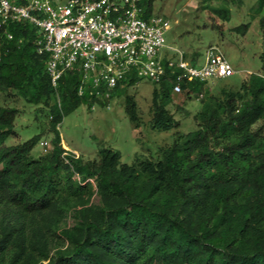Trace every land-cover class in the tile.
<instances>
[{"label": "trees", "instance_id": "obj_1", "mask_svg": "<svg viewBox=\"0 0 264 264\" xmlns=\"http://www.w3.org/2000/svg\"><path fill=\"white\" fill-rule=\"evenodd\" d=\"M152 2L140 0L147 17ZM253 9L264 30V0ZM214 10L230 18L223 6ZM10 30L8 39L0 29V93L45 104L53 136L38 157L31 151L40 134L5 144L18 110L0 103V264H264V51L261 71L238 90L215 94L204 82L165 76L153 92L152 127L179 125L167 108L174 92L182 103L202 96L198 127L178 132L157 159L128 164L111 147L84 160L63 146V117L108 100L90 87L79 94L77 67L55 89L37 28L17 21ZM127 102L138 120L133 98Z\"/></svg>", "mask_w": 264, "mask_h": 264}, {"label": "rangeland", "instance_id": "obj_2", "mask_svg": "<svg viewBox=\"0 0 264 264\" xmlns=\"http://www.w3.org/2000/svg\"><path fill=\"white\" fill-rule=\"evenodd\" d=\"M54 1L66 3L68 0ZM256 1L242 0L239 4L231 0H153L152 15L163 17L169 24L164 33L166 45L183 50L187 59L196 64L204 62L209 45L221 48L234 73L205 82L204 87L218 94L224 87L238 90L249 73L261 71L264 30L260 14L254 13ZM219 6L229 10V19L222 18L214 10ZM246 24L248 27L242 33ZM168 47L163 48L161 55L176 58L178 53ZM159 87V83L149 78H138L134 84H122L114 90L106 103H95L93 107L80 105L58 123L62 144L84 160L97 158L101 147L119 151L121 163L131 164L138 156L157 159L160 149L171 145L178 132L197 129L194 115L201 107L202 98L199 94H192L182 103V94L174 92L167 108L179 125L166 130L157 129L152 127L151 106L153 92ZM128 97L133 98L138 120L131 118ZM0 103L18 110L14 131L5 144L22 142L40 134L31 154L38 157L51 149L53 133L45 104L27 102L11 92L0 93Z\"/></svg>", "mask_w": 264, "mask_h": 264}, {"label": "built area", "instance_id": "obj_3", "mask_svg": "<svg viewBox=\"0 0 264 264\" xmlns=\"http://www.w3.org/2000/svg\"><path fill=\"white\" fill-rule=\"evenodd\" d=\"M17 21L37 28V49L47 54L45 68L55 89L75 67L81 73L79 94L90 87L106 100L129 75L160 83L173 74L175 81L205 83L234 73L218 45H209L201 64L188 60L183 50L168 47L167 20L145 16L140 0H0V29L6 38L13 37L10 25ZM166 47L177 57L161 55Z\"/></svg>", "mask_w": 264, "mask_h": 264}, {"label": "crops", "instance_id": "obj_4", "mask_svg": "<svg viewBox=\"0 0 264 264\" xmlns=\"http://www.w3.org/2000/svg\"><path fill=\"white\" fill-rule=\"evenodd\" d=\"M196 56V55H195ZM64 147L66 146L64 143H63ZM67 147V146H66Z\"/></svg>", "mask_w": 264, "mask_h": 264}]
</instances>
